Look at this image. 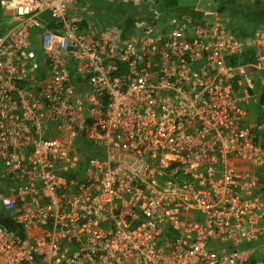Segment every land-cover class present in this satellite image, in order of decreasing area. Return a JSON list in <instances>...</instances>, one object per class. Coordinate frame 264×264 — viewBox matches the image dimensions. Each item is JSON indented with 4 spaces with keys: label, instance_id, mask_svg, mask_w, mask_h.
Instances as JSON below:
<instances>
[{
    "label": "built area",
    "instance_id": "2783aa9c",
    "mask_svg": "<svg viewBox=\"0 0 264 264\" xmlns=\"http://www.w3.org/2000/svg\"><path fill=\"white\" fill-rule=\"evenodd\" d=\"M80 1L0 0V264H264V23Z\"/></svg>",
    "mask_w": 264,
    "mask_h": 264
},
{
    "label": "trees",
    "instance_id": "16d2710c",
    "mask_svg": "<svg viewBox=\"0 0 264 264\" xmlns=\"http://www.w3.org/2000/svg\"><path fill=\"white\" fill-rule=\"evenodd\" d=\"M176 2L174 0H161L160 7L164 13L162 19L166 21L168 17H176L181 13L192 11V9L182 10L177 12L174 10ZM110 6V21L109 24L120 25L124 31H130L134 25V17L131 7L125 4H112ZM218 11L228 18V30L240 39L248 41L255 29L264 23V4L258 0H221ZM1 34V32H0ZM243 62L246 61L242 59ZM7 224L16 230L17 227L12 222L7 221Z\"/></svg>",
    "mask_w": 264,
    "mask_h": 264
},
{
    "label": "rangeland",
    "instance_id": "374dc122",
    "mask_svg": "<svg viewBox=\"0 0 264 264\" xmlns=\"http://www.w3.org/2000/svg\"><path fill=\"white\" fill-rule=\"evenodd\" d=\"M89 0H81L78 4L79 8L77 9L78 15L85 17L91 21H94L96 25H108L107 22L110 21V11L112 12L110 6L113 3H109L105 0H93V4L89 5L86 11H83L82 8L87 5ZM176 2L174 10L180 12L182 10L193 9L195 7L203 8L206 3L210 0H174ZM165 26V25H163Z\"/></svg>",
    "mask_w": 264,
    "mask_h": 264
},
{
    "label": "crops",
    "instance_id": "0c3cea01",
    "mask_svg": "<svg viewBox=\"0 0 264 264\" xmlns=\"http://www.w3.org/2000/svg\"><path fill=\"white\" fill-rule=\"evenodd\" d=\"M194 9V8H193ZM110 25V24H109Z\"/></svg>",
    "mask_w": 264,
    "mask_h": 264
}]
</instances>
